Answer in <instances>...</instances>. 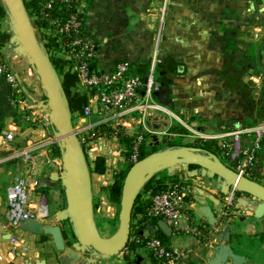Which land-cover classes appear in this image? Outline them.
<instances>
[{
	"label": "crops",
	"instance_id": "1",
	"mask_svg": "<svg viewBox=\"0 0 264 264\" xmlns=\"http://www.w3.org/2000/svg\"><path fill=\"white\" fill-rule=\"evenodd\" d=\"M256 1L257 10L255 0L88 1L83 30L96 47V67L107 71L116 62L127 61L140 76L153 71L159 82L153 96L156 107L140 120L146 152L186 143L190 135L215 134L221 125L264 119V0ZM5 43V56L33 109L48 117L44 92L33 79L29 62L21 59L14 42ZM167 59L175 63L170 69L164 68ZM103 118L100 104L94 102L87 118L71 112L73 131L89 135ZM8 131L14 132L11 142L4 138ZM248 142L242 138L243 146ZM90 143L81 148L95 218L96 204L112 203L109 188L126 172L128 162L126 147L118 139L99 136ZM98 157L104 160L103 173L94 171ZM172 166L165 174L188 178L186 209L179 223L200 225L203 236L173 233L161 220L142 221L141 212H136L129 237L140 243L134 260L123 250L112 256L96 253L78 240L70 218L62 217L67 206L65 173L49 117L25 124L0 75V264H148L144 240L153 236L182 254L188 264H264V203L236 192L206 170ZM255 171V179L264 182V140ZM16 175L34 184L33 198L43 200L47 216L20 226L13 246L5 221L6 187ZM138 200L143 203L141 196Z\"/></svg>",
	"mask_w": 264,
	"mask_h": 264
},
{
	"label": "built area",
	"instance_id": "2",
	"mask_svg": "<svg viewBox=\"0 0 264 264\" xmlns=\"http://www.w3.org/2000/svg\"><path fill=\"white\" fill-rule=\"evenodd\" d=\"M89 0H41L38 18L46 25L40 32L52 36L49 57H62L67 61L66 68L77 76L76 90L84 93L87 102L82 109L83 117L92 113L94 102L101 106L104 118L89 135L75 133L81 145L89 143L99 136H111L118 140L127 137L130 146L126 148V160L129 166L139 160V151L144 143L145 132L140 127V120L152 108L154 94L159 90V82L150 71L146 76L134 72L133 65L127 61H118L111 70L103 71L95 65L96 47L87 39L83 30V15ZM63 10L54 12L56 4ZM35 30L36 26L34 25ZM1 33V29H0ZM5 42L0 41V75L8 82L12 101L24 115L27 125L48 121L47 115L38 114L24 93L21 80L14 72L5 56ZM56 45V46H55ZM201 142L211 141L217 150L229 158V166L239 175L255 179L257 153L264 140V119L251 124L235 123L221 125L215 134L194 135ZM249 142L242 145V138ZM5 141L14 139V132L4 135ZM91 144V143H90ZM29 158V157H28ZM253 175V176H252ZM166 177V178H165ZM167 179L163 189L153 190L158 180ZM188 178L185 174H161L153 178L139 190L145 204L141 217L145 220L159 219L173 233H184L194 237L203 236L200 225L190 223L181 226L179 221L186 209ZM149 184V187L147 185ZM238 192L234 187H232ZM34 184L28 183L24 175H16L6 187L5 221L11 230L10 239L16 244V230L32 218L47 216L42 199L34 200ZM146 247L152 257L148 264H188L185 257L169 249L160 238L153 236L146 241Z\"/></svg>",
	"mask_w": 264,
	"mask_h": 264
},
{
	"label": "water",
	"instance_id": "3",
	"mask_svg": "<svg viewBox=\"0 0 264 264\" xmlns=\"http://www.w3.org/2000/svg\"><path fill=\"white\" fill-rule=\"evenodd\" d=\"M255 6L257 10L256 0ZM5 7L26 41V47L20 44L17 46V50L27 52L32 61L44 92L48 117L57 134V141L61 148V160L65 173L62 183L67 204L66 209L62 212V217L70 218L74 224L78 240L83 245L106 256H112L122 251L129 241L131 218L137 192L157 171L174 164L192 165L196 167L193 168L194 170H206L213 176L223 179L238 192L255 197L264 203V184L239 175L233 168L220 160L216 153L191 145L166 148L143 156L126 170L120 189L118 230L112 238L102 237L93 216L88 166L77 136L73 131L71 110L62 91L60 80L49 57L42 49L43 45L41 46L39 43L24 0H6ZM10 40L15 42L19 39L13 36ZM29 222L30 220L21 226Z\"/></svg>",
	"mask_w": 264,
	"mask_h": 264
},
{
	"label": "trees",
	"instance_id": "4",
	"mask_svg": "<svg viewBox=\"0 0 264 264\" xmlns=\"http://www.w3.org/2000/svg\"><path fill=\"white\" fill-rule=\"evenodd\" d=\"M26 9L33 20V24L38 28L39 30L45 27L46 23L38 18L39 10H40V2L41 0H24ZM63 10L64 6L61 4H56V8L54 9V12H58L59 10ZM5 16V7L0 0V20ZM43 47H45L46 51H51L52 47L54 46L53 42L51 44V41L48 37H46L43 33ZM9 38L8 34H5L3 32L0 33V41L5 42ZM53 41V40H52ZM56 46V45H55ZM50 62L52 64V67L57 74L58 77H60V85L62 88V91L66 97V101L68 103V106L71 110V112H78L82 113V109L84 105L87 102V97L84 93H81L76 90V84H77V76L75 72H72L69 70V68H66L67 61H65L62 57H56L52 56L50 57ZM174 61L172 59H167L166 63H164V68L170 69L169 65H174ZM120 143L124 144L126 148H129L130 146V139L127 137L120 138ZM197 148L208 150L211 152H216L217 148L211 141H200L196 145H194ZM151 152H146L143 147L140 148L139 151V159L143 156L149 154ZM96 166L94 167V171L98 173H103L104 171V160L100 157L96 159ZM189 168H196L195 166L189 165ZM124 173L119 174L116 176L114 183L109 188V194L110 199L112 202L118 203L120 198V189H121V183L123 179ZM253 176V175H252ZM163 179L158 180L157 185L153 187L152 189L155 190H161L163 189ZM264 184V182H263ZM149 187V184L147 185ZM145 204L140 203L138 200V197L135 200L134 207H133V214L136 212H141V214L144 213ZM145 220L144 217H142V221ZM139 237V236H138ZM146 240H144V244ZM140 244L137 242V240H129L125 249H130L131 251H134ZM150 260H152V257L150 255Z\"/></svg>",
	"mask_w": 264,
	"mask_h": 264
},
{
	"label": "rangeland",
	"instance_id": "5",
	"mask_svg": "<svg viewBox=\"0 0 264 264\" xmlns=\"http://www.w3.org/2000/svg\"><path fill=\"white\" fill-rule=\"evenodd\" d=\"M1 1H2L4 7H5L6 1H3V0H1ZM32 22H33V20H32ZM0 28H2L3 30L8 32V33H5V34H8V36H9V38L7 39L8 41L11 39V37L16 36V37H18L19 40L14 42L15 46H19L21 44L22 46L26 47V41H25L24 37L22 36V34L20 33V31L18 30V28L15 26L14 19L11 16L10 12L8 11V9H5V16L0 20ZM36 29H37L36 34H37L39 43L42 46L44 44L42 33L40 32V30L38 28H36ZM5 31H3V32H5ZM44 35L49 38V40L51 41V44H52V40H53L52 36L47 35V34H44ZM42 49H43L44 52H47L45 47L42 46ZM21 53H22V58L21 59H23V60L25 59V60H27L29 62L28 66H31V70H32L31 73H32L33 79L35 80L37 86L40 87V82H39L38 76H37V74L35 72V69L33 68V64H32V61H31L29 55L27 54V52H21ZM22 66H24V65H22ZM28 66L25 68V70L28 69ZM108 137H111V136H108ZM185 138H187V140H188L186 143H183L184 141L183 142L179 141L177 143H172V144H170L169 146H166V147L167 148H172V147H179V146H184V145L194 146V145H196L197 143H199L201 141L200 138L194 137L192 135L187 136ZM144 139H145V134H144ZM141 147H143V149H144V147H145L144 143H142ZM215 153H216V155L218 157L220 156L219 157L220 160H222L225 164L230 165L229 164V158L226 155H223L218 150H216ZM125 154L127 155V152ZM173 167L174 166L165 167V168L157 171L149 180L151 181L153 178H158V176H160L161 174H164L166 172L171 171L170 168H173ZM128 168H129V163H128ZM149 180L147 182H149ZM260 183H263V182H260ZM155 186H156V184H155ZM139 196L140 195H139V191H138L136 198L139 197ZM94 210H95L94 221H95L96 227H97L100 235L102 237H104V238H108V239L112 238L115 235V233L117 232L118 227H119V211H120L119 202L118 203L112 202V203H110L107 206H102L101 204H98V205L96 204ZM179 234H184V233H179ZM122 254L126 255L128 257V259L132 260V261L135 258V255L133 254V251H131L130 249H126L125 251H122Z\"/></svg>",
	"mask_w": 264,
	"mask_h": 264
},
{
	"label": "bare ground",
	"instance_id": "6",
	"mask_svg": "<svg viewBox=\"0 0 264 264\" xmlns=\"http://www.w3.org/2000/svg\"><path fill=\"white\" fill-rule=\"evenodd\" d=\"M3 1H6V0H3ZM16 26V25H15ZM53 80V79H52Z\"/></svg>",
	"mask_w": 264,
	"mask_h": 264
},
{
	"label": "flooded vegetation",
	"instance_id": "7",
	"mask_svg": "<svg viewBox=\"0 0 264 264\" xmlns=\"http://www.w3.org/2000/svg\"><path fill=\"white\" fill-rule=\"evenodd\" d=\"M256 180V179H255ZM256 181H258V180H256ZM259 182V181H258Z\"/></svg>",
	"mask_w": 264,
	"mask_h": 264
}]
</instances>
